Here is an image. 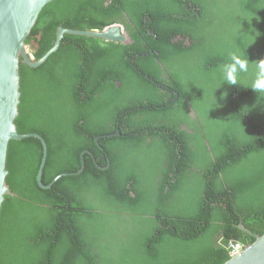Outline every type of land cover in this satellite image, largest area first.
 Wrapping results in <instances>:
<instances>
[{"label": "trees", "instance_id": "1", "mask_svg": "<svg viewBox=\"0 0 264 264\" xmlns=\"http://www.w3.org/2000/svg\"><path fill=\"white\" fill-rule=\"evenodd\" d=\"M114 24L130 44L65 34L39 67L20 61L15 127L47 145L43 185L78 172L87 152L81 173L42 189L40 141L9 142L0 264H223L224 242L248 247L264 234V93L251 89L264 0H53L25 45L37 61L58 27ZM234 53L250 62L237 85L224 82ZM146 101L152 109L125 112ZM116 128L123 136L109 137Z\"/></svg>", "mask_w": 264, "mask_h": 264}, {"label": "water", "instance_id": "2", "mask_svg": "<svg viewBox=\"0 0 264 264\" xmlns=\"http://www.w3.org/2000/svg\"><path fill=\"white\" fill-rule=\"evenodd\" d=\"M53 0H0V211L5 196L10 194L6 178L7 149L10 141H21L34 138L42 145V157L36 176L37 184L42 189H50L61 176L76 175L84 170V162L78 172L62 174L50 184L43 185L42 174L46 163L47 145L44 139L36 133L21 134L17 132L15 121L18 117L20 103L19 65L22 61L30 68L42 65L48 57L56 52L63 35H79L100 38L109 41L124 42L125 37L119 26H111L102 31H78L57 29L53 47L37 61L29 54L25 40L35 26L41 10ZM112 135H109V137ZM84 153L81 154V158ZM223 264H264V234L255 236V241L242 249Z\"/></svg>", "mask_w": 264, "mask_h": 264}, {"label": "flooded vegetation", "instance_id": "3", "mask_svg": "<svg viewBox=\"0 0 264 264\" xmlns=\"http://www.w3.org/2000/svg\"><path fill=\"white\" fill-rule=\"evenodd\" d=\"M125 19V21L126 20H129L127 17H125V18H122V19H120V20H124ZM119 26L120 28H121V33L123 34V36L125 37V41L124 42H118V41H110V42H118V43H120L121 45H127V44H130L131 43V40L129 39V34H128V32L123 28V26L122 25H118V24H114V25H111V26ZM111 26H109V27H111ZM60 27H58V29H59ZM108 28V27H107ZM105 29V28H104ZM57 33V32H56ZM64 36V35H63ZM180 37V36H179ZM177 40H178V38H176ZM105 41H108L109 42V40H105ZM191 43L189 42V40L187 39V40H185L184 41V47L186 48V46H189ZM101 45V44H100ZM179 58L180 59H182V56L181 55H179ZM186 61H189V59H188V55L186 56V58H185V61L184 62H186ZM177 63V59H175V60H172L171 62H170V64L172 65V66H175V64ZM183 64V62L181 63V65ZM158 65H160L161 66V68L164 70V71H166V68L164 67V65L163 64H158ZM180 65V66H181ZM179 71H181V68H180V70ZM147 77V76H146ZM169 83V82H168ZM166 85H168V84H166ZM166 89L167 90H170L169 91V96L171 95L172 96V94H175V96L174 97H171V99L169 100L170 102H175L176 100H177V97H178V93L175 91V90H173V89H171V88H169V86H166ZM165 90V89H164ZM164 90H159V94H164V96H165V100H167V99H169V96H166V92L164 91ZM185 94H187V95H189V93L188 92H184ZM145 103H147L146 104V106H144V107H137V108H128L125 112H131L133 109H140V108H144V109H147V110H150V109H152L153 107H152V104H149L148 105V102L146 101ZM167 105H169V104H167ZM128 106H131V104H129ZM182 107H186V110H185V112H189V114H190V116H192L193 118H195L196 117V114H195V112H194V110H193V108L191 107V105H190V103L187 101V100H185L184 101V104H183V106ZM124 115V113H121L120 114V118L122 117ZM142 115H144V117L143 118H150V116H149V114H142ZM141 115V116H142ZM141 116L140 115H137L136 117H134L135 118V120H141V119H143V118H141ZM151 118H153V117H151ZM153 120H162V119H153ZM184 127H186V128H184L185 130H187L188 128H187V123L184 125ZM117 129V131L112 135V137H119V136H123V135H121V132L119 131V129L118 128H116ZM129 129L131 130V132H132V130H133V126H130L129 127ZM122 133H124V136H127L126 134H125V131L123 130L122 131ZM131 135H133V132L131 133ZM101 136H97V137H95L94 138V142H95V144L97 145V146H99V143H98V139L100 138ZM154 147H155V145H154ZM99 148H101L100 146H99ZM85 152H87V151H83L82 153H85ZM81 153V154H82ZM89 153V152H88ZM103 155L105 156V157H107V154L106 153H103ZM154 160H156V161H158L159 159H161L160 157H159V154H158V152L156 151L155 152V155H154ZM94 160H95V158H93ZM99 160H100V158H98ZM80 161H81V164H82V161H83V157L81 158V155H80ZM106 161H108V160H106ZM162 162H163V166H165V160H162ZM96 167H98V165L96 164L95 165ZM158 167H160V163L157 165V168L156 169H158ZM98 168H100V167H98ZM101 169H103V170H105V169H107V167H102ZM155 169V170H156ZM153 172H154V170H152ZM158 175L160 176V178L162 179V173L159 171L158 172ZM37 176V175H36ZM131 195L133 196V193L131 192ZM241 230H244L245 232H248V231H246L244 228H243V226L242 225H239L238 226ZM255 237V236H254ZM215 239L218 241V243L219 242H221V241H223L224 239H223V237H221L219 234H216V237H215ZM232 243V241H229V242H224V244H225V246H226V248H227V250H228V253H229V255L231 256V251H232V246L234 245V244H231ZM237 244H239L240 246H241V248L242 249H245L246 247H244L241 243H237Z\"/></svg>", "mask_w": 264, "mask_h": 264}, {"label": "clouds", "instance_id": "4", "mask_svg": "<svg viewBox=\"0 0 264 264\" xmlns=\"http://www.w3.org/2000/svg\"><path fill=\"white\" fill-rule=\"evenodd\" d=\"M232 63L224 66V82L237 85L238 73H246L249 70V60L240 58L238 54H232ZM256 76L251 85V89L259 96L260 93H264V59L256 61ZM261 99H264L262 97Z\"/></svg>", "mask_w": 264, "mask_h": 264}, {"label": "rangeland", "instance_id": "5", "mask_svg": "<svg viewBox=\"0 0 264 264\" xmlns=\"http://www.w3.org/2000/svg\"><path fill=\"white\" fill-rule=\"evenodd\" d=\"M27 49H28V48H27ZM28 51L30 52V49H28ZM150 159L153 160V161H152V163H151L150 166H149L150 169H149L147 175H148L152 170H154V169L157 168V164L155 163V160H154L153 156H150ZM143 169H147V168H144V167H143ZM152 183H153V184L155 183V180H154V179H152Z\"/></svg>", "mask_w": 264, "mask_h": 264}, {"label": "built area", "instance_id": "6", "mask_svg": "<svg viewBox=\"0 0 264 264\" xmlns=\"http://www.w3.org/2000/svg\"><path fill=\"white\" fill-rule=\"evenodd\" d=\"M241 250H242V248H241V246L239 244H234L232 246L231 256L234 255V254H237Z\"/></svg>", "mask_w": 264, "mask_h": 264}]
</instances>
